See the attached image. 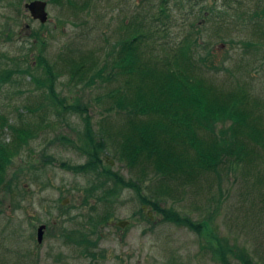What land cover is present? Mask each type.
<instances>
[{
  "label": "rangeland",
  "instance_id": "374dc122",
  "mask_svg": "<svg viewBox=\"0 0 264 264\" xmlns=\"http://www.w3.org/2000/svg\"><path fill=\"white\" fill-rule=\"evenodd\" d=\"M29 1L0 0V72L14 71L0 83V114L29 123L36 133L13 159L8 187L0 191V264H222L213 249L220 242L245 248L256 264H264V146L250 144L253 155L228 157L217 170L198 172L194 181L163 177L152 165L130 167L111 136L126 127V111L112 106L109 95L124 88L122 75H110L116 70L111 51L123 22L139 15L153 30L165 25L168 40L180 39L194 26L203 55L212 52L218 66L204 67V77L225 93L242 87L264 100V0H46L44 23L31 16L25 6ZM159 14L157 21L153 17ZM34 31L43 41H35ZM160 37L159 51L165 41ZM42 56L60 73L59 96L69 106L88 109L93 130L107 143L101 152L105 165L114 161L109 169L140 184L143 196L207 222L211 233L164 220L131 187H118L113 180L116 191L107 195L97 186L104 176L62 165L88 160L85 114L50 105L46 88L33 78L45 76ZM73 61L89 68L87 75L101 71L103 77L95 75L92 84L71 82L67 66ZM231 123L218 122L216 131ZM104 216L108 219L101 223ZM123 220L128 224L119 225ZM42 224L46 228L39 242ZM81 226L97 241L95 257L83 256L65 239V233Z\"/></svg>",
  "mask_w": 264,
  "mask_h": 264
},
{
  "label": "trees",
  "instance_id": "16d2710c",
  "mask_svg": "<svg viewBox=\"0 0 264 264\" xmlns=\"http://www.w3.org/2000/svg\"><path fill=\"white\" fill-rule=\"evenodd\" d=\"M256 15L260 17L258 13ZM159 17L160 14L153 18L162 20ZM127 20L122 24V35L114 44L115 50L111 51L116 70L110 75H122L124 88L115 89L109 94L112 106L126 111L127 115L126 127L121 126L119 130L111 132L121 159L126 160L130 167L152 165L153 170L163 177L194 181L198 172L215 171L228 157L230 160H244L246 156L253 155L255 148H250V144L264 146V121H261L264 100L249 96L248 90L242 87L237 92L225 93L204 77V67L214 69L218 66L211 59L212 52L203 55L194 26L180 39L168 40L164 38L169 35L165 25L162 29L158 27V30H153L139 19ZM260 27L264 30L263 25ZM2 32L5 36L10 33L6 29H2ZM31 36L35 41H43V36L37 31ZM160 36L165 41L159 43L162 48L159 51L155 44L158 38L161 39ZM33 64L30 63L28 67ZM41 64L45 76L33 78L46 88L50 105L56 110L70 107L85 114L88 139L85 151L88 160L80 164L62 163L64 167L77 173L93 171L104 176L97 186L106 188L107 195L116 191L111 186L113 180L118 187H131L140 194L143 202L158 210L164 220L187 226L200 234L204 231L211 233V226L207 222H197L177 209L162 207L155 199L142 195L140 184L131 179L125 180L118 172L109 169L110 165H105L101 155L107 143L93 130L88 109L67 105L56 90L60 73H56L54 66L43 56ZM88 70L84 69V64L74 61L67 66L70 81L74 83L92 84L95 75L103 77L101 71L87 75ZM19 71L29 72L28 69ZM13 72L12 69H3L0 83L9 81L14 76ZM227 120L232 122L230 128L218 133L216 124ZM6 132L10 133L9 141ZM35 135L34 127L29 123L13 122L0 114V191L8 187L7 174L13 159ZM141 210H144L143 207ZM147 218L151 220L149 215ZM107 219L104 216L99 221L102 223ZM96 228L97 224H93L91 232H95ZM65 239L77 245L83 256L95 257L93 246H96L97 241L82 226L65 233ZM233 248L221 242L218 247H213L217 260L222 264H235L230 254L240 264H256L247 249Z\"/></svg>",
  "mask_w": 264,
  "mask_h": 264
},
{
  "label": "water",
  "instance_id": "95a60500",
  "mask_svg": "<svg viewBox=\"0 0 264 264\" xmlns=\"http://www.w3.org/2000/svg\"><path fill=\"white\" fill-rule=\"evenodd\" d=\"M25 6L29 9V11L31 12V16L34 19H38L41 22H46L48 20V13L46 11L47 8V1L46 0H33V1H29L25 4ZM29 27V25H28ZM111 164L114 163V161L110 162ZM65 203V202H64ZM129 221H120L118 224L121 226H124L126 224H128ZM46 225L42 224L38 227L37 230V236H38V240L39 242L42 241L43 239V235H44V231H45Z\"/></svg>",
  "mask_w": 264,
  "mask_h": 264
},
{
  "label": "flooded vegetation",
  "instance_id": "af4514ba",
  "mask_svg": "<svg viewBox=\"0 0 264 264\" xmlns=\"http://www.w3.org/2000/svg\"><path fill=\"white\" fill-rule=\"evenodd\" d=\"M111 221H114V219L110 218V219H109V222H111Z\"/></svg>",
  "mask_w": 264,
  "mask_h": 264
}]
</instances>
